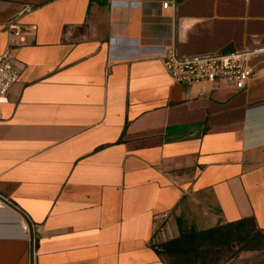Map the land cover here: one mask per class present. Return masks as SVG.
<instances>
[{
  "label": "crops",
  "instance_id": "crops-1",
  "mask_svg": "<svg viewBox=\"0 0 264 264\" xmlns=\"http://www.w3.org/2000/svg\"><path fill=\"white\" fill-rule=\"evenodd\" d=\"M22 4L19 45L3 26ZM168 49L264 67V0H0L18 68L0 101V264H169L158 243L244 218L262 246L221 264H264V75L178 84Z\"/></svg>",
  "mask_w": 264,
  "mask_h": 264
},
{
  "label": "built area",
  "instance_id": "built-area-1",
  "mask_svg": "<svg viewBox=\"0 0 264 264\" xmlns=\"http://www.w3.org/2000/svg\"><path fill=\"white\" fill-rule=\"evenodd\" d=\"M163 7H167L164 2ZM33 10L30 4H22L3 28L16 44L27 42L23 35L24 26L20 19ZM36 26L32 25L34 31ZM254 51L217 52L200 56H179L173 49H168L162 56L165 69L175 83L178 84H220L235 90H242L248 82L264 75V67L257 69L249 62ZM18 68L13 64L7 52L0 54V101L8 88L17 80ZM6 204L0 200V209ZM26 225V224H25ZM28 229V227H26Z\"/></svg>",
  "mask_w": 264,
  "mask_h": 264
},
{
  "label": "trees",
  "instance_id": "trees-1",
  "mask_svg": "<svg viewBox=\"0 0 264 264\" xmlns=\"http://www.w3.org/2000/svg\"><path fill=\"white\" fill-rule=\"evenodd\" d=\"M262 240L254 221L244 218L202 230L182 229L178 236L158 243L156 248L169 264H216L219 256L217 264H221L240 251L261 248Z\"/></svg>",
  "mask_w": 264,
  "mask_h": 264
},
{
  "label": "rangeland",
  "instance_id": "rangeland-1",
  "mask_svg": "<svg viewBox=\"0 0 264 264\" xmlns=\"http://www.w3.org/2000/svg\"><path fill=\"white\" fill-rule=\"evenodd\" d=\"M9 220L14 222V223H12V225L15 226V227H17L18 231H19L21 234H23V232L21 231V222H22V223H25V224H26V227H28L27 223L24 222V221L22 220L21 217H18V216H17L16 219H14V217H11V216H10V217H9ZM26 231H27V230H26ZM218 260H221V257H220V256L218 257L216 264L219 263Z\"/></svg>",
  "mask_w": 264,
  "mask_h": 264
}]
</instances>
